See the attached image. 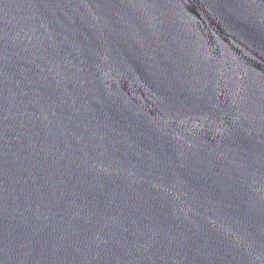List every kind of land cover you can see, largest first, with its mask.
<instances>
[{
    "label": "water",
    "instance_id": "water-1",
    "mask_svg": "<svg viewBox=\"0 0 264 264\" xmlns=\"http://www.w3.org/2000/svg\"><path fill=\"white\" fill-rule=\"evenodd\" d=\"M0 264H264V0H0Z\"/></svg>",
    "mask_w": 264,
    "mask_h": 264
}]
</instances>
